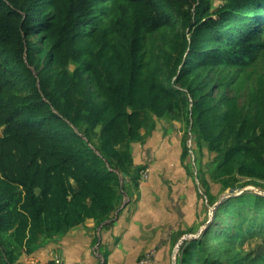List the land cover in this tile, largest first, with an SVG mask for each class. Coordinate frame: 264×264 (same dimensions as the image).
Returning <instances> with one entry per match:
<instances>
[{
  "label": "trees",
  "instance_id": "obj_1",
  "mask_svg": "<svg viewBox=\"0 0 264 264\" xmlns=\"http://www.w3.org/2000/svg\"><path fill=\"white\" fill-rule=\"evenodd\" d=\"M214 1L0 0V264L111 218L150 116L179 111L183 156L192 128L213 179L264 191V0ZM207 220L175 264H264L263 193Z\"/></svg>",
  "mask_w": 264,
  "mask_h": 264
},
{
  "label": "rangeland",
  "instance_id": "obj_2",
  "mask_svg": "<svg viewBox=\"0 0 264 264\" xmlns=\"http://www.w3.org/2000/svg\"><path fill=\"white\" fill-rule=\"evenodd\" d=\"M184 130L179 111L163 118L150 116L141 131L144 138L130 146L134 164L149 168L148 177H140L139 171L138 185L123 180L121 197L111 218L98 226L93 221L87 223L92 234L61 244L64 256L72 261L83 260L85 264H99L100 257L93 253V247L97 246L104 264H138L139 258L151 248L156 255L151 262L175 264L180 240L200 234L222 196L239 194L246 189L260 191L248 178H243V187L237 189L226 186V179H213L210 172L215 154L198 143L192 128L187 134L188 151L183 156ZM214 200L217 201L212 204ZM106 233L108 239H105ZM173 236L179 239L175 241ZM259 243L258 240L249 242L248 248ZM107 247L113 253H108ZM34 254L37 260L44 261L42 254ZM22 261L28 264V260Z\"/></svg>",
  "mask_w": 264,
  "mask_h": 264
},
{
  "label": "crops",
  "instance_id": "obj_3",
  "mask_svg": "<svg viewBox=\"0 0 264 264\" xmlns=\"http://www.w3.org/2000/svg\"><path fill=\"white\" fill-rule=\"evenodd\" d=\"M91 221L92 220H87L84 224H80V225H77V226L71 228L64 235L54 236L49 241L44 242L41 245V247H39L38 249H36L35 251H33L31 254H29V255H23L21 257L20 261L21 260H24V259L27 260L30 256H34L35 255L34 253H36V252H38L39 254H42L44 259L47 258L50 253L55 252L57 250H59L60 252H62L61 249H60V246L64 242H66V243L74 242L80 236L87 235V234H90V233L92 234V231L89 228H87L88 227V224L87 223H90ZM91 224H92V222H91ZM108 237H109V234L106 233L105 234V239L106 238L108 239ZM115 246H116V248H120V246H118L117 244H115ZM105 250H108V253L109 252H112L113 253V251L111 249H109L108 247L105 248ZM62 254H63V252H62ZM63 256H64V254H63ZM64 258H65L66 263H68V264L73 263V262H83L85 264V262L83 260H74V261H72V260L68 259L66 255L64 256ZM20 261H19V264H24V261H22V263ZM156 261L153 260L151 263L152 264H155Z\"/></svg>",
  "mask_w": 264,
  "mask_h": 264
},
{
  "label": "built area",
  "instance_id": "obj_4",
  "mask_svg": "<svg viewBox=\"0 0 264 264\" xmlns=\"http://www.w3.org/2000/svg\"><path fill=\"white\" fill-rule=\"evenodd\" d=\"M148 175H149V168H144L143 170L140 171V177L147 178ZM262 193L264 194V192H262ZM96 249H97V246H94L93 247V253L96 256L100 257L99 264H103L104 258L97 253ZM154 258H155V252H154V250L150 249V250L146 251L141 258H139L138 264H148ZM27 260H28V264H68V263H66L62 252H60V251L57 253L55 252V253L48 255V257L45 258L44 261L37 260V258H35V256H30ZM70 264H84V263L83 262H73Z\"/></svg>",
  "mask_w": 264,
  "mask_h": 264
},
{
  "label": "water",
  "instance_id": "obj_5",
  "mask_svg": "<svg viewBox=\"0 0 264 264\" xmlns=\"http://www.w3.org/2000/svg\"><path fill=\"white\" fill-rule=\"evenodd\" d=\"M256 191H257V190H256ZM258 192H260V191H258ZM222 197H223V196H222ZM222 197H221V198H222ZM204 226H205V225H204ZM204 226H203V227H204ZM202 229H203V228H202ZM193 237H196V236L194 235ZM184 239H185V238H182V239L180 240V242L178 243V246L180 245V243H181ZM173 264H174V262H173Z\"/></svg>",
  "mask_w": 264,
  "mask_h": 264
}]
</instances>
